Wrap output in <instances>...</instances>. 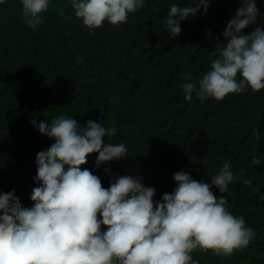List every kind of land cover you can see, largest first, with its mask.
<instances>
[{"label":"trees","instance_id":"trees-1","mask_svg":"<svg viewBox=\"0 0 264 264\" xmlns=\"http://www.w3.org/2000/svg\"><path fill=\"white\" fill-rule=\"evenodd\" d=\"M190 0H145L126 23L89 30L77 18L71 0H50L35 33L24 20L20 0L0 4V196L30 207L39 184L36 154L54 140L34 130L53 117L88 120L114 127L106 143H124L128 157L95 167L108 187L115 175L142 177L157 190L155 199L175 187L173 174L185 171L211 183L225 162L234 180L225 196L229 211L243 216L254 232L249 244L231 254L195 250L199 264H264V89L250 87L223 100H185L186 75L198 82L209 70L210 54L241 0H210L207 15L181 22V33L164 28L170 5ZM258 24L264 25V0H256ZM214 59V57H212ZM239 78V77H238Z\"/></svg>","mask_w":264,"mask_h":264},{"label":"clouds","instance_id":"clouds-1","mask_svg":"<svg viewBox=\"0 0 264 264\" xmlns=\"http://www.w3.org/2000/svg\"><path fill=\"white\" fill-rule=\"evenodd\" d=\"M5 0H0L4 4ZM26 26L33 33L50 0H20ZM145 0H71L77 18L91 31L126 23ZM210 0L172 3L165 17L168 36L181 33V22L198 13L207 15ZM256 0H241L227 22L220 42L210 54L209 70L198 82L189 74L180 84L185 100H223L250 87L264 89V25L258 24ZM214 57V59H212ZM239 77V78H238ZM31 127L54 140L36 154L39 184L32 189L30 207L15 193L0 196V264H199L195 250L231 254L247 246L254 236L243 216L229 211L225 196L234 180L230 162L210 178L197 181L191 174H173L174 189L155 199L157 190L145 186L142 177L115 175L108 187L82 165L97 153L95 167L127 158L124 143H106L114 127L88 120L81 126L73 117H53Z\"/></svg>","mask_w":264,"mask_h":264}]
</instances>
